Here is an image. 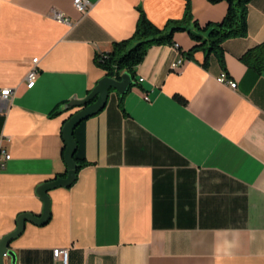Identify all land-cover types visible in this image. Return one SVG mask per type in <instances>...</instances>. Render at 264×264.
Listing matches in <instances>:
<instances>
[{"label":"crops","instance_id":"crops-1","mask_svg":"<svg viewBox=\"0 0 264 264\" xmlns=\"http://www.w3.org/2000/svg\"><path fill=\"white\" fill-rule=\"evenodd\" d=\"M91 2L83 16L74 0H0V91L13 90L0 97V239L21 213L42 214L37 188L67 169L62 128L80 109L62 106L107 75L96 53L133 34L140 7L160 27L182 19L188 3L201 24L228 8L225 0ZM175 40L150 47L124 97L112 89L86 120L89 163L72 185L48 191L47 221L27 220L11 241L15 264H63L57 247L69 248L67 264H264V70L241 59L264 43V0L249 3L247 34L223 43L236 88L217 79L225 68L216 55L205 67L206 51L183 54L194 44L187 31ZM179 58L181 69H171Z\"/></svg>","mask_w":264,"mask_h":264},{"label":"trees","instance_id":"trees-1","mask_svg":"<svg viewBox=\"0 0 264 264\" xmlns=\"http://www.w3.org/2000/svg\"><path fill=\"white\" fill-rule=\"evenodd\" d=\"M209 1L216 3L222 0ZM225 1L228 3L227 12L219 21L201 24L193 16L191 5L188 3L184 17L170 20L164 27L155 24L140 7L139 19L133 34L129 38L115 41L112 50L96 53L95 61L111 77L119 79L124 71L131 72L135 77V68L143 61L150 47L164 44L175 45V33L183 30L187 31L194 40L193 46L188 51H183V54L190 58L196 50L202 49L206 51L203 62L205 67L208 65L210 56L214 54L226 69L223 43L228 38L247 34L248 8L251 0ZM241 59L249 68H253L260 75L264 70V43L249 48L241 56ZM91 91L92 89L88 90L87 95ZM123 97L124 95H121V99ZM86 120H82L74 129V136L77 141V149L74 153V158L77 161L76 178L81 168L89 163L85 151ZM65 150L66 142L63 157ZM66 174L67 169L57 174L56 177L66 176Z\"/></svg>","mask_w":264,"mask_h":264},{"label":"water","instance_id":"water-1","mask_svg":"<svg viewBox=\"0 0 264 264\" xmlns=\"http://www.w3.org/2000/svg\"><path fill=\"white\" fill-rule=\"evenodd\" d=\"M134 83L135 78L129 71H124L119 79L105 75L84 98H73L62 106L64 109L72 106H81L78 111L70 115L64 122L62 128L66 142L64 158L67 164V174L66 176H58L54 179L46 180L39 185L37 192L44 200V210L41 215L32 212H25L19 215L17 228L0 239V264H5L6 256L11 257L12 264H15L16 253L10 248V243L23 232L27 220H31L37 224H43L49 219L51 199L48 191L59 186H70L75 181L77 169V161L74 158V153L77 149V141L74 136L75 127L82 120L95 115L106 106L112 89H115L120 95H124Z\"/></svg>","mask_w":264,"mask_h":264},{"label":"built area","instance_id":"built-area-1","mask_svg":"<svg viewBox=\"0 0 264 264\" xmlns=\"http://www.w3.org/2000/svg\"><path fill=\"white\" fill-rule=\"evenodd\" d=\"M74 5L82 13V15L85 16L88 14L90 9L92 8L93 3L91 2V0H74ZM52 15L53 17H55L56 19L60 21H65L67 23H70L71 25L75 24L61 10L53 9ZM37 62H38V57L33 58V66L30 68L27 74L28 87H32L34 85L37 75L39 73ZM184 62H185L184 58H179L173 61L171 63V69L180 70ZM217 79L223 83H228L233 88H236L238 85L237 81L230 77L226 69H223V71L221 72V74L218 76ZM12 94H13V90L11 88H5L0 91V97H2L3 99H9V97H11ZM2 152L5 153L6 158H10L11 155L9 153H6L4 149H2ZM53 253L56 258H59L62 260L63 264H67L69 248L57 247L54 249Z\"/></svg>","mask_w":264,"mask_h":264}]
</instances>
